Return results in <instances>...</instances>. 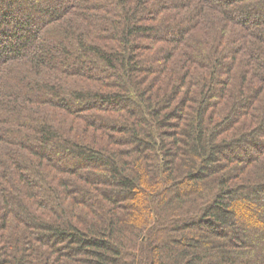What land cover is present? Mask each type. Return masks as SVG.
<instances>
[{
    "label": "trees",
    "instance_id": "1",
    "mask_svg": "<svg viewBox=\"0 0 264 264\" xmlns=\"http://www.w3.org/2000/svg\"><path fill=\"white\" fill-rule=\"evenodd\" d=\"M0 264H264V0H0Z\"/></svg>",
    "mask_w": 264,
    "mask_h": 264
}]
</instances>
